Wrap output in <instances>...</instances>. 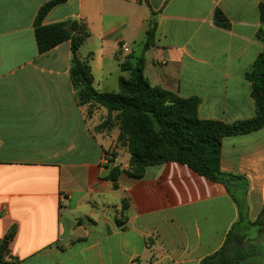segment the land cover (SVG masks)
I'll list each match as a JSON object with an SVG mask.
<instances>
[{"label": "crops", "instance_id": "1", "mask_svg": "<svg viewBox=\"0 0 264 264\" xmlns=\"http://www.w3.org/2000/svg\"><path fill=\"white\" fill-rule=\"evenodd\" d=\"M51 1L0 0V243L14 232L6 262L200 264L222 248L238 221L226 186L173 161L149 167L142 179L102 177L110 167L106 152L115 149L119 166V131L96 130L98 113L107 116V110L97 106L88 116L79 104L70 41L39 53L35 25ZM261 4L66 0L42 25H86L78 56L91 67L97 91L118 93L120 78L131 73L122 64L143 56L152 87L198 98L202 120L234 124L256 116L246 75L264 50L257 39ZM217 10L229 28L216 25ZM153 13L155 38L145 50ZM221 168L250 180L249 218L255 220L264 206V128L226 137Z\"/></svg>", "mask_w": 264, "mask_h": 264}, {"label": "trees", "instance_id": "2", "mask_svg": "<svg viewBox=\"0 0 264 264\" xmlns=\"http://www.w3.org/2000/svg\"><path fill=\"white\" fill-rule=\"evenodd\" d=\"M66 0H53L40 11L35 25L39 53L70 41L73 64L70 72L81 106H97L107 110V117L98 130H119L117 144H125L130 153L129 171L113 166L107 179L116 183L121 174L135 179L146 176L149 167L164 162H179L195 172L224 184L238 208V221L232 226L220 250L205 257L200 264H250L264 261V206L255 220L249 218L248 194L250 180L244 175L224 172L221 168L223 140L229 136L245 135L264 128V50L246 78L253 84L256 116L242 122L226 124L202 120L198 116L200 100L196 97L181 98L177 94L152 87L144 75L145 60L136 64L126 60L122 70L130 71V77H121L118 93H101L93 85L91 67L80 60L78 52L89 35L85 24L68 20L43 26L48 12ZM262 26L257 39L264 45V4L260 5ZM216 25L229 28L230 23L222 11L214 16ZM157 21L152 14L147 31L145 50L153 46ZM115 149L106 152L117 158ZM124 204V212L128 209ZM253 229L257 237H250ZM14 236L10 232L0 243V264H9V243ZM263 241V242H262Z\"/></svg>", "mask_w": 264, "mask_h": 264}, {"label": "rangeland", "instance_id": "3", "mask_svg": "<svg viewBox=\"0 0 264 264\" xmlns=\"http://www.w3.org/2000/svg\"><path fill=\"white\" fill-rule=\"evenodd\" d=\"M84 108H85V111H86V114L88 115V116H92V115H94L95 113H96V108L94 107V106H90V105H85L84 106ZM98 116H99V121H100V123H99V125L102 123V121L107 117V116H104L102 113H98ZM98 125V126H99ZM98 126H96V130H98ZM114 129H116V127L114 128H111L109 131H107V130H98V131H100V132H108V134H111L113 131H114ZM119 131V130H118ZM119 135V134H118ZM116 143H117V138H116ZM117 146L120 148V150H122V152H121V159H120V161H118V164H119V167L122 169L123 168V171H129L130 170V168H129V162H130V153H129V150H128V148H127V145H125V144H117ZM125 154H127L128 155V157H129V159L127 160V159H125V161H124V155ZM120 155V154H119ZM117 159V158H116ZM124 166H126L127 168H125ZM258 236V233H257V230L256 229H253V232H251V235H250V237H252V238H254V237H257ZM263 242V241H262Z\"/></svg>", "mask_w": 264, "mask_h": 264}, {"label": "built area", "instance_id": "4", "mask_svg": "<svg viewBox=\"0 0 264 264\" xmlns=\"http://www.w3.org/2000/svg\"><path fill=\"white\" fill-rule=\"evenodd\" d=\"M123 50H124L125 53L129 52V48L128 47H124ZM105 161H106V164L109 165L111 168L113 166H117L116 165L117 164V159H116V157H114L112 155H106Z\"/></svg>", "mask_w": 264, "mask_h": 264}, {"label": "water", "instance_id": "5", "mask_svg": "<svg viewBox=\"0 0 264 264\" xmlns=\"http://www.w3.org/2000/svg\"><path fill=\"white\" fill-rule=\"evenodd\" d=\"M111 167H108L105 172L102 174V177H106L108 172H110Z\"/></svg>", "mask_w": 264, "mask_h": 264}]
</instances>
